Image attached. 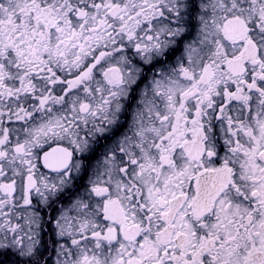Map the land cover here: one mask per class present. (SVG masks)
I'll return each instance as SVG.
<instances>
[{
	"label": "snow or ice",
	"instance_id": "1",
	"mask_svg": "<svg viewBox=\"0 0 264 264\" xmlns=\"http://www.w3.org/2000/svg\"><path fill=\"white\" fill-rule=\"evenodd\" d=\"M0 264H264V0H0Z\"/></svg>",
	"mask_w": 264,
	"mask_h": 264
}]
</instances>
